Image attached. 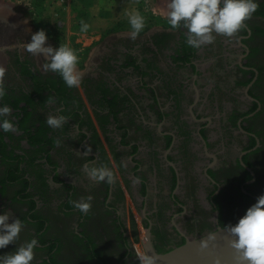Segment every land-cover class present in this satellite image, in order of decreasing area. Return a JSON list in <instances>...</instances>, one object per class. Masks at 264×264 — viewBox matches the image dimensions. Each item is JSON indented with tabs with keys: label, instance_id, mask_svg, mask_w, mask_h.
Listing matches in <instances>:
<instances>
[{
	"label": "flooded vegetation",
	"instance_id": "af4514ba",
	"mask_svg": "<svg viewBox=\"0 0 264 264\" xmlns=\"http://www.w3.org/2000/svg\"><path fill=\"white\" fill-rule=\"evenodd\" d=\"M242 30L244 34L237 37L234 45L243 51L238 58V66L241 70L252 73V78L246 85L249 86L248 94L245 89L243 98L254 104L255 110H258L260 102L253 94L258 72L252 66L246 65L248 59L252 57L250 42L254 36V30L247 23ZM178 32L181 36L175 42L177 45L172 59L176 62L173 64L176 65L179 61L181 66L194 69L191 79L184 82L185 90H192L194 95L187 104L178 105L177 101H173L171 112L165 111L155 86L147 81L148 74L143 67L145 64L136 63L133 48L122 50L125 62L107 57L105 65L116 75L113 77L108 74L103 82L99 80L102 85L96 87L98 94V98L95 99L96 105L92 104L82 80L80 88L94 114L95 125L92 129L82 126V122H76L75 113L77 112L80 116V120L86 121L82 109L87 110L77 90L82 108L75 111H71L70 106L67 108L59 106L57 99L52 96L53 92L36 85L32 91L15 90L11 92L13 101L20 102L19 108L24 107L28 98L34 101L31 118L38 110L34 103L39 100L43 92H48L54 102H47L46 117L49 114L66 116L68 119L61 129L72 127L78 135L77 144L69 139L70 144L63 148L61 146L66 144L61 143L58 131L50 129L41 119H34L30 149L37 172L33 179L35 182L39 180V167L47 172L46 181L49 191L54 195L62 194V213L66 218L73 220V239L78 243L87 244L88 252L93 255L94 259L100 260V264H103V260L101 261V257L96 252L97 244L93 241L92 231L101 223L99 220L102 212L113 213L119 224L118 204L122 202L125 205L124 190L128 191L130 199L137 206L142 207L141 211H145L144 219L147 222V228L151 229L152 236L156 229L161 232L171 231L177 235L178 240L171 244L172 247L178 246L185 241L186 237H196L201 235V232L204 234V232L219 227L238 223L246 210L257 202V198L263 191L264 178L258 175L255 168L256 152L261 145L256 118L258 113L254 111L249 114L234 113L225 116L220 111L210 113L206 110L197 87L199 71L195 67L198 64L193 59L196 54L206 50L208 45L199 49L188 46L186 43L187 29L183 27V23ZM22 61L24 59L19 57L21 71L24 69ZM143 61L146 60L143 59ZM28 68L34 71L31 64H28ZM135 71L139 76L132 78ZM120 74L121 76H118ZM124 77L131 78V83L125 81ZM70 90L68 88L69 92ZM6 94L9 95V93ZM134 96L136 99L133 98ZM151 96L155 104L152 106L150 102L149 105L141 107L140 103L146 104ZM99 98L106 101L105 105ZM121 105H124V108H121ZM74 106H77L76 102ZM179 107L181 110L178 109ZM129 108L136 110L135 115L140 126L138 130H141V133H137L138 131L130 124L120 121L119 116L125 114V110ZM26 116V112L12 110L13 119L11 121L18 129V132L14 134L17 139L21 138L19 132L24 133L20 129V123L25 120ZM100 117L107 119L110 126H104ZM223 120H226L237 137L249 142L247 148L239 152L232 167L228 166L232 163H224L219 159L225 146V143H217L219 122ZM166 123L171 126V129L164 127ZM106 131H111L113 138L111 143L107 139ZM4 134L6 133L0 129L1 156L3 153L1 149L12 148L11 144L6 142ZM57 140L59 144L56 143ZM186 140H189L190 150L188 151L193 156L191 159L184 157L183 149H181L182 143ZM105 145H107L106 148ZM88 148L91 151L85 155ZM188 160H192L190 167L186 165ZM84 164L93 167H109L115 173V184L93 181L82 170ZM238 173L242 176H238ZM224 174L229 176L228 178L237 177L229 183L231 187L229 191L225 188L222 179ZM29 186L27 185L26 191L30 189ZM204 189L207 190L206 194H203ZM231 192H236V194L233 195ZM87 196L93 197L92 208L88 214L81 213L69 203V201H78L81 197L86 198ZM201 212L206 214L208 224L200 232L199 229L205 219ZM189 229H195L197 232L191 234ZM152 242L154 244L153 238ZM122 244L124 254L121 264H127L131 257V250L125 232Z\"/></svg>",
	"mask_w": 264,
	"mask_h": 264
},
{
	"label": "rangeland",
	"instance_id": "374dc122",
	"mask_svg": "<svg viewBox=\"0 0 264 264\" xmlns=\"http://www.w3.org/2000/svg\"><path fill=\"white\" fill-rule=\"evenodd\" d=\"M133 2L135 6L131 14L139 12L145 20V27L135 40L129 38L131 32L129 15L127 18L120 19L118 25L107 30L101 40H94L87 48L83 49L81 44L75 43L74 40H72L70 47L79 56L78 68L83 73L82 80L92 102H94L97 94L96 87L102 85L99 80L103 82L107 79L108 74L113 77L116 75L113 74V71H109L105 65L107 64V57L123 62L125 58L122 56V50L133 48L132 52L135 53L136 63L145 64L143 67H145V72L148 74L147 81L155 86L165 111L171 112L173 101H177L178 105L181 103L187 104L193 98L192 90H185L184 82L191 79L194 69L181 66L179 61L176 65L180 66L173 64L176 62L172 59L177 45L175 42L179 40L181 33L178 32L179 28H171L167 21L168 0H133ZM255 2L261 6L264 5V0H255ZM53 11H48L41 0H0V66L6 68L4 86L5 92L9 93L8 96L6 94L3 99H0V107L5 105L9 107V102H15L12 98V93L15 90L32 91L34 89L32 78L21 71L19 57L27 60L33 66L34 71L39 76L38 79L45 81L50 75L55 74L51 71L45 72L42 69V65L47 62L43 56H32L23 47V44L31 42V35L38 30H44V28L50 29V36L46 39V42L57 41L56 47H59L61 41H59L58 34L63 33V43L67 42L69 44V41L65 40V31L59 32L60 25L56 17H52ZM253 15L250 20L246 21L254 30V36L250 42L252 57L248 59L246 65L252 66L258 72L257 83L253 87V94L260 102L258 110H255L254 104L243 98V91L249 89V86L246 85L250 82L252 73L241 70L238 66V58L243 51L234 45L237 37L244 34L242 29L233 38L217 36L215 42L208 45L203 52L196 54L193 61L198 64L195 67L199 71L197 87L208 112L220 111L225 116L234 113L239 115L249 114L254 111H256V114L258 113L256 118L258 119L257 127L261 145L256 152L255 168L258 175L263 179L264 15ZM47 19L49 20L48 23H46ZM213 35L216 34L213 33ZM55 37H58V39L55 40ZM143 59L146 61H143ZM133 74L132 78L139 76L136 71ZM118 76H121V74ZM124 78L125 81L131 80V78ZM76 90L79 91L83 99V106L87 108L86 111L82 109L86 119L85 122L91 123L92 126L95 125L94 114L82 89L79 86L75 88ZM48 96V92H43L39 100L34 103L38 110L34 117L31 118L30 116L29 125L37 118L46 122L47 117L45 114L47 112L45 109L48 98H50ZM133 98L136 99V96ZM27 101H30L31 104L34 102L30 98ZM149 104L152 106L155 104L152 96L148 98L146 104L140 103V106L143 107ZM121 108H124V105H121ZM178 109L181 110L180 107ZM125 111V114L119 116L121 123L130 124L138 131L137 133H141L142 131L138 130L140 126L135 115L136 110L129 108ZM5 118L13 119L11 114L8 117H0V120ZM100 120L104 126H110L107 119L100 117ZM164 127L171 129L168 123ZM55 130L59 133L61 143L66 144L61 147H67L70 144L69 139L74 141L75 144L78 143L79 137L72 127ZM19 133L21 134L19 139L15 137V133L4 134L6 142L10 143L12 148L9 150L1 149L3 158L0 155V215L9 214L10 218L7 221L9 224L15 219H20L24 224V228L14 243L0 249V256L13 253L22 244L36 239L38 245L34 248L35 256L31 264H100V260L94 259L93 255L88 252L87 244L78 243L73 239V220L66 218L62 213V194L54 195L49 191L46 181L47 172L39 167L40 178L37 182L34 181L37 167L33 163V155L27 141L28 137L22 132ZM97 133L100 132L97 131ZM110 133L111 131H106L105 134L111 143L113 138ZM189 140L184 141L181 145L184 157L187 159L193 158L191 152L188 151L190 150ZM217 143H225L219 157L220 161L232 163V165L228 164L232 167L234 165L233 161L238 158L239 152L245 150L249 142L242 140L239 136L237 137L226 120H223L221 123L219 122ZM106 147L107 145H105ZM106 153L109 156L108 152ZM192 160H188L189 162L186 164L188 167L191 166ZM238 176H242V174L238 173ZM228 177L224 174L222 179L225 188L229 191L231 189L229 183L236 180L234 178L236 176ZM27 185H30L28 191L25 190ZM206 193L207 190L204 189L203 194ZM124 194L125 205L122 202L118 204L120 210L119 224H117V219L113 213L102 212L99 220V223H101L92 231L93 241L97 244L96 252L101 257V261L103 260V264H121L124 254V248L122 247L124 232L129 239L131 250V257L127 264H140L135 251L136 245L145 256L143 240L147 230V222L144 219L143 211H141L142 207L137 206L130 199L128 191L124 190ZM231 194L235 195L236 192H231ZM261 195H264V188ZM197 196L199 195L197 194ZM202 216L205 218L206 214L202 213ZM207 224L208 220L205 218L199 229L200 232L202 229L204 230ZM189 232L193 234L197 230L189 229ZM152 238L156 250L163 249L166 245L171 246L173 242L178 240L174 232H161L157 229Z\"/></svg>",
	"mask_w": 264,
	"mask_h": 264
},
{
	"label": "clouds",
	"instance_id": "9594fccd",
	"mask_svg": "<svg viewBox=\"0 0 264 264\" xmlns=\"http://www.w3.org/2000/svg\"><path fill=\"white\" fill-rule=\"evenodd\" d=\"M255 0H168L166 18L173 29H177L183 22L187 29L186 43L199 49L215 42L217 36L233 38L246 27V21L258 10ZM131 32L129 38L135 40L145 27V20L139 12L129 16ZM89 25L81 21V31L86 32ZM215 33L216 35H213ZM46 33L43 29L31 35V42L23 44L25 51L32 56H43L46 63L42 65L45 72L51 71L61 76L68 88L79 87L83 73L79 70V56L71 47L60 45L57 49L45 47ZM6 68L0 66V99L5 96L4 77ZM49 98L48 103H53ZM12 109L7 105L0 107V117H8ZM63 115L49 114L46 123L52 129H60L67 121ZM0 129L5 133H17L14 123L5 118L0 120ZM59 144V140L56 141ZM88 148L85 155L90 152ZM82 170L93 181L115 184V173L107 166L93 167L82 165ZM136 182V181H134ZM92 196L81 197L78 201H69L72 206L83 214H88L92 208ZM9 214L0 215V249L14 243L24 228L20 219L8 223ZM231 239L229 247L234 250L239 264H264V195L257 198V202L249 207L235 226L223 227ZM209 240L213 234H209ZM38 245L36 239L19 246L13 253L0 256V264H31L34 260V248ZM207 242L202 241L201 247L206 248ZM141 264H152L148 256L140 257Z\"/></svg>",
	"mask_w": 264,
	"mask_h": 264
},
{
	"label": "crops",
	"instance_id": "0c3cea01",
	"mask_svg": "<svg viewBox=\"0 0 264 264\" xmlns=\"http://www.w3.org/2000/svg\"><path fill=\"white\" fill-rule=\"evenodd\" d=\"M41 2L48 11L54 10L52 17L58 20L59 32L65 31V40L69 41V44L63 43V33H59L60 45L70 47L74 40L75 43H80L83 49L91 45L94 40H101L107 30L118 25L120 19L127 18L135 6L133 0H41ZM81 21L89 25L86 32L81 31ZM48 22L47 19L46 23ZM44 31L48 39L50 29L44 28ZM58 37H55V40ZM47 42L45 47L58 48L57 41Z\"/></svg>",
	"mask_w": 264,
	"mask_h": 264
},
{
	"label": "water",
	"instance_id": "95a60500",
	"mask_svg": "<svg viewBox=\"0 0 264 264\" xmlns=\"http://www.w3.org/2000/svg\"><path fill=\"white\" fill-rule=\"evenodd\" d=\"M142 213L145 217V211ZM210 233L214 236L211 240L208 238ZM230 239L223 227H219L196 237H186L183 244L159 253L154 247L151 229L148 227L144 235L143 249L145 256L151 258L152 264H239L237 254L229 247ZM202 241L207 242L206 248L201 247Z\"/></svg>",
	"mask_w": 264,
	"mask_h": 264
},
{
	"label": "trees",
	"instance_id": "16d2710c",
	"mask_svg": "<svg viewBox=\"0 0 264 264\" xmlns=\"http://www.w3.org/2000/svg\"><path fill=\"white\" fill-rule=\"evenodd\" d=\"M258 10L254 13V14H259V15H264V5H260L258 4ZM28 64H30L27 60L22 61V65L24 67L23 69V73L26 75H29L33 82L34 85H36L37 87H41V88H45L48 89L49 91L53 92L52 96H54L57 99V102L59 104V106H64V107H69L71 111H75V110H81L82 108V103H81V98L79 97V95L76 93L75 88H70V92L68 91V87L65 85V83L63 82L61 76L57 73L50 75L48 79L44 80H40L37 78V72L35 71H31V69L28 68ZM78 95V97H77ZM91 98V97H90ZM98 98V94L95 96L94 98V102H92L93 105H96V101L95 99ZM103 98H99V100L101 102L106 103V101ZM92 101V100H91ZM77 103V106H74V103ZM19 101H15L13 103L9 102L8 105L9 107L14 110V111H19V112H26L27 116L25 118V120L20 123V129H22L24 131V134L28 137V144L31 145L32 144V123H30L29 125V119L30 116L32 115V107L33 104H31L30 101H26L24 107L19 108ZM75 118H76V122H82V126H85L86 128L89 127L90 129H92V125L91 123H86L83 120H80V116L77 114V112L75 113ZM6 145V144H4ZM201 235L203 234L200 233ZM184 241L182 243H180L179 245L183 244ZM178 245V246H179ZM173 247L172 246H168L166 245L163 249H158L156 250L159 253H164L167 252L169 250H171ZM137 264V263H135Z\"/></svg>",
	"mask_w": 264,
	"mask_h": 264
},
{
	"label": "built area",
	"instance_id": "2783aa9c",
	"mask_svg": "<svg viewBox=\"0 0 264 264\" xmlns=\"http://www.w3.org/2000/svg\"><path fill=\"white\" fill-rule=\"evenodd\" d=\"M135 251H136V253H137L138 259H139L140 264H141V260H140V257H141L140 249H139V247H138L137 245H136Z\"/></svg>",
	"mask_w": 264,
	"mask_h": 264
},
{
	"label": "bare ground",
	"instance_id": "6f19581e",
	"mask_svg": "<svg viewBox=\"0 0 264 264\" xmlns=\"http://www.w3.org/2000/svg\"><path fill=\"white\" fill-rule=\"evenodd\" d=\"M141 256H144V254L142 252H140Z\"/></svg>",
	"mask_w": 264,
	"mask_h": 264
}]
</instances>
